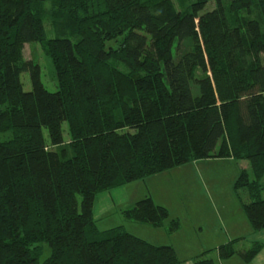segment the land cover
I'll return each mask as SVG.
<instances>
[{"label":"trees","instance_id":"obj_1","mask_svg":"<svg viewBox=\"0 0 264 264\" xmlns=\"http://www.w3.org/2000/svg\"><path fill=\"white\" fill-rule=\"evenodd\" d=\"M46 2L0 0V133L13 135L0 142V264H183L172 246L122 228L101 232L94 206L191 160H246L234 190L263 231L264 0H229V9L198 0L184 12L171 0H57L52 39ZM254 7L261 20L229 22L228 12ZM32 43L53 62L56 93L25 59ZM123 215L155 228L170 219L151 197ZM180 228L174 220L169 233ZM239 241L217 248L220 259L252 263L262 247L239 250ZM196 264L215 263L202 255Z\"/></svg>","mask_w":264,"mask_h":264},{"label":"rangeland","instance_id":"obj_2","mask_svg":"<svg viewBox=\"0 0 264 264\" xmlns=\"http://www.w3.org/2000/svg\"><path fill=\"white\" fill-rule=\"evenodd\" d=\"M57 0H47L43 5L42 11L45 19V25L47 35L49 39L56 36V30L54 29L51 14L56 10ZM179 11H189L194 3L198 0H171ZM227 9H229V0H223ZM217 3L211 2L208 4L205 12L212 11L216 8ZM228 19L232 25H245L249 20H261V15L257 7L251 12H240L233 14L228 12ZM111 40L107 41L106 49H116L119 41ZM25 59L33 61L41 67V79L45 88L51 92L56 93L59 90L56 71L52 60L47 55L45 48L41 44L32 43L28 44L25 48ZM264 64V56L261 57ZM122 69V68H121ZM201 75V73H198ZM22 82L24 90L26 92L32 91V84L30 80V74L24 73L22 75ZM46 139L48 138V132L44 130ZM64 136L65 142L69 143L70 137L68 133V125L64 124ZM13 138L12 133H0V142L5 143L11 141ZM249 163L246 160L230 161L226 159H209V160H191L188 164L179 167V173H175L170 180H164L160 182V197L163 196L162 202L170 212V219L175 218L180 223V230L170 236L171 243L175 244L179 250V256L183 263L190 262L196 255H200V248L206 253L207 259H212L217 253L215 250L224 245V241H228V232L223 228L224 222H230L231 220L238 221L243 219L248 226V235L242 233V241L237 243L236 247L240 249H248L250 243L254 239L255 235H252L253 228L242 208V204L235 193L234 186L238 181L241 171L249 170ZM195 178V181L191 177ZM166 181L170 183L169 191L170 198L166 195ZM261 186L263 191L261 193L262 199H264V178L261 180ZM209 189L210 196L208 199V207L202 206L200 191ZM204 191V190H203ZM204 191V192H205ZM207 192V191H206ZM105 193L103 195L108 198ZM208 194V192H207ZM242 197L247 200V191H241ZM213 195V197L211 196ZM192 208V210H191ZM246 216V217H245ZM168 220V221H169ZM124 223L123 218L118 215H112L109 219H105L100 222L99 229L102 231H108L118 227ZM127 231H131L135 234L141 235L139 227L132 225H125ZM203 227V228H202ZM173 237V238H172ZM238 239V238H236ZM235 239V241H237ZM196 241L199 244V249L191 248V242ZM234 241V240H233ZM252 244V243H251ZM175 249V247L173 246ZM252 248V247H250ZM198 251L200 254H198ZM51 254L49 248H45V254L43 255L41 262L45 261ZM238 256V255H236ZM239 257V256H238Z\"/></svg>","mask_w":264,"mask_h":264},{"label":"crops","instance_id":"obj_3","mask_svg":"<svg viewBox=\"0 0 264 264\" xmlns=\"http://www.w3.org/2000/svg\"><path fill=\"white\" fill-rule=\"evenodd\" d=\"M230 161H235L233 158H227ZM180 168H175L173 170H170L168 172L162 173V174H158L155 176H152L150 178H147L144 181H138V182H134L132 184H128L122 188H118L109 192H106L108 195L107 199L103 196L105 195V193L99 195L96 199V203L94 206V218L96 220L97 223V227L99 229V225L100 222H102L105 219H109L112 215L118 214L123 218L124 223L118 227L115 228H122L124 231L135 235L145 241H147L148 243L154 245V246H174L176 253L179 257V259L181 260L180 256H179V250L178 247L171 243L170 241H167V239L170 240V236L175 235L174 234H170L169 233V229H170V225L171 222L175 220V218L167 221L165 223V225L162 228H155L150 224L147 223H139V222H134V221H130L125 219L123 213L125 211L131 210L137 202H139L140 200H143L147 197H151L154 202L159 205V206H165L164 203L162 202L163 200V196L160 197V192L162 193V191L159 189L160 187V182L166 180H170L175 173H179ZM192 180L195 181V178L192 176L191 177ZM166 184H168L166 186V192L167 193V197L170 198V192L172 191V189L169 191V187H170V183H168L166 181ZM205 191V189H203ZM201 188L198 189V191H200V196L202 197L201 200L204 201L202 202V206L204 208L208 207V199H206V196L209 198L210 196V191L209 189H206V191H203ZM213 197V195H211ZM171 199V198H170ZM243 208V207H242ZM192 210V208H191ZM244 211V210H243ZM246 217V216H245ZM231 220L230 222H224L223 228H225L228 232V237L230 242H232L233 240H240L242 241V233H246L247 236L248 235V226L246 224V221L243 219H239V222ZM125 225H132L135 227H139V231L141 232V235H137L131 231H127L125 228ZM114 228V229H115ZM203 228V227H202ZM100 230V229H99ZM101 232H105L100 230ZM252 235L254 237V239L252 240V244L250 243V247H255V246H261L262 250L259 253V255L253 260L252 263L250 264H264V230L261 232H255L254 230L252 231ZM173 238V237H172ZM228 241H224V245L230 243ZM199 244L196 241L191 242L190 244V249L191 248H196L197 250L199 249ZM250 247H248V249H244V250H249ZM200 252H202L201 254L198 251V254L200 255H196L195 258H193L190 262H187L186 264H196V259L199 258L200 256L204 255L206 252L203 251V249L200 248ZM207 257V256H206ZM212 260L214 261L215 264H247L243 261V259H241L238 256H234L229 260H221L218 253L215 254V256L212 258ZM183 263V262H182ZM185 264V263H183Z\"/></svg>","mask_w":264,"mask_h":264}]
</instances>
